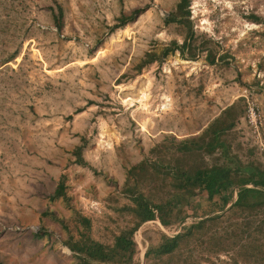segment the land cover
<instances>
[{"label": "rangeland", "instance_id": "1", "mask_svg": "<svg viewBox=\"0 0 264 264\" xmlns=\"http://www.w3.org/2000/svg\"><path fill=\"white\" fill-rule=\"evenodd\" d=\"M177 1L0 0V260L79 264L62 241L64 228L42 214L45 207L64 214L74 234L78 214L90 217L92 235L112 242L126 221L112 206L128 200L116 191L126 168L165 132L197 133L239 96L247 102L235 128L241 149L256 144L255 157L264 162L263 129L247 116L254 106L264 124V0H190L193 28L220 44L216 57L230 53L229 63L207 62L206 50L189 57L176 49L132 77L121 76L145 50L182 41L184 31L163 18ZM137 6L145 10L110 31L121 10ZM84 139L88 164L81 165L71 161L70 149ZM61 172L73 208L46 196ZM198 217L190 210L178 226L142 223L134 232V264L146 263L149 236L174 234ZM234 249L199 247L193 257L201 264H233L231 258L264 264Z\"/></svg>", "mask_w": 264, "mask_h": 264}, {"label": "trees", "instance_id": "2", "mask_svg": "<svg viewBox=\"0 0 264 264\" xmlns=\"http://www.w3.org/2000/svg\"><path fill=\"white\" fill-rule=\"evenodd\" d=\"M189 3L190 0H178L175 9L163 17L165 21H175L184 31L182 41L172 38L159 51L145 50L129 66L132 71L123 72L122 77L134 76L147 64L162 61L176 49L189 57L206 50L207 62L221 59L229 63L230 53L223 51L216 57L220 44L193 28ZM144 10V6L133 7L129 12L121 10L117 21L109 26L110 31ZM54 14L59 17L57 12ZM248 16L262 20L253 13ZM246 109L247 102L239 96L199 132L183 137L165 132L149 148V153L129 165L124 180L116 187L117 193L128 200L112 205L126 221L113 234L112 242L106 243L92 235L88 216L78 214L80 227L74 234L64 214H57L50 207H45L42 214L64 228L66 235L62 241L73 251L79 264H134L138 253L134 232L142 223L158 219L166 227L178 226L190 210L199 217L183 223L176 233L158 230L154 237L149 236L144 251L145 264H201L193 257L199 247L216 253L235 248L238 257L264 263V162L255 157L256 144L245 151L241 149L243 142L238 140L235 130ZM262 135L264 138V130ZM82 142L70 149L74 156L71 161L86 165L88 161L82 153L85 139ZM66 178V173L61 172L46 196L73 208L75 204ZM111 182L118 184L115 178ZM32 232L39 235L47 230ZM230 261L242 263L238 258ZM0 264L10 263L0 260Z\"/></svg>", "mask_w": 264, "mask_h": 264}, {"label": "built area", "instance_id": "3", "mask_svg": "<svg viewBox=\"0 0 264 264\" xmlns=\"http://www.w3.org/2000/svg\"><path fill=\"white\" fill-rule=\"evenodd\" d=\"M257 112L258 111L254 108V106H250L248 108L247 116L249 117V121L252 124L256 125V128H257V125L258 126L260 125V128H262L264 130V124H262V122L260 123L261 116Z\"/></svg>", "mask_w": 264, "mask_h": 264}]
</instances>
